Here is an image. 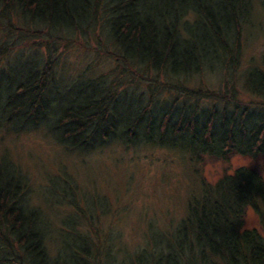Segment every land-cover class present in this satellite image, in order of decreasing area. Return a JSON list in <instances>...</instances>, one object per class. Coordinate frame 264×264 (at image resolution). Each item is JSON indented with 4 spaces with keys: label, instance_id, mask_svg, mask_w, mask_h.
Instances as JSON below:
<instances>
[{
    "label": "trees",
    "instance_id": "1",
    "mask_svg": "<svg viewBox=\"0 0 264 264\" xmlns=\"http://www.w3.org/2000/svg\"><path fill=\"white\" fill-rule=\"evenodd\" d=\"M258 2L264 14V0ZM251 19L254 0H0V34L5 36L0 39V126L16 117L34 120L47 113L56 115L46 125L50 138L71 153L99 150L116 140L180 150L198 162L205 156L260 159L263 102L225 98L232 110L227 104L219 109L216 102L224 96L205 88L188 97L214 101L209 108L194 102L195 110L186 114L176 106L157 112L144 104L128 106L124 111L130 120L125 121L119 106L126 103H121L117 87L106 89L109 82L102 77L66 84L49 61L58 48L69 51L71 37L82 33L85 40L91 35L111 42L116 53L112 62L129 60L149 69L151 81L138 76L146 93L157 89V74L165 81L223 72L228 78L238 66L240 37ZM19 48L41 57L31 77L24 68L9 67ZM259 65L248 71L243 89L264 98V56ZM61 103H68L64 110ZM49 126L57 130L55 136ZM4 160L10 159L0 155V264H264V179L254 168L238 167L213 183L201 177L177 225L147 234L144 248L128 255L119 252L115 263L113 239L100 243L74 233L55 243L52 219L29 206V178L13 175ZM248 208L260 220L261 231L244 229ZM89 245L108 258L95 261Z\"/></svg>",
    "mask_w": 264,
    "mask_h": 264
},
{
    "label": "rangeland",
    "instance_id": "2",
    "mask_svg": "<svg viewBox=\"0 0 264 264\" xmlns=\"http://www.w3.org/2000/svg\"><path fill=\"white\" fill-rule=\"evenodd\" d=\"M260 11L258 0H254V19L242 31L239 63L228 78L222 77L226 75L223 72L218 77L183 74L179 79L165 81L161 74H157L158 83H153L157 89L153 87L150 93H146L138 76L151 81L154 75L148 74L149 69H141L129 60L112 62L111 56L116 53L111 42L91 35L85 40L82 33L71 37L72 48L69 51L58 48L59 51H54L49 61L66 84L93 82L102 77L109 82L106 89L112 85L117 87L121 103H126L119 106L120 117L125 121L130 120L124 111L128 106L134 109L144 104L152 112L176 106L179 113L185 111L186 114L193 113L194 102L209 108L214 101H196L188 97L190 93L205 88L224 96V100L216 102L219 109L227 104L228 111L232 110V104L224 102L225 98L261 105L262 102L264 104L263 97L251 95L243 89L248 71L260 66L264 56V14ZM4 37L0 34L1 40ZM30 41L34 43V38ZM18 50V54L11 55L14 64L9 67L12 71L24 68L31 77L34 65L41 57L30 50ZM20 54L21 57L18 56ZM127 100H132V105ZM67 105L61 103L59 108L64 110ZM38 118L33 120L25 115L0 126V155L10 159L2 161L4 166L7 165L13 175L29 178L27 197L33 205L28 204L52 219L50 234L55 243L65 242L64 236L74 233L88 235L100 243L104 239H113L115 247L110 253L117 256L115 263L120 260L119 252L125 255L136 253L146 246V236L158 235L177 225L186 208L188 195L196 193L201 177L213 183L224 174H231L243 159L246 167L254 168L264 179V157L253 160L236 155L229 161H221L205 156L198 162L180 150L144 147V143L128 146L125 141L116 140L99 150H75L71 153L63 143H55L50 138L51 133L46 131L47 123L52 118L54 122L56 115L47 117L44 113ZM49 128L55 136L57 130L54 126ZM74 203L77 208H72ZM245 215L244 229L261 231L260 220L254 210L248 208ZM261 233L264 237V231ZM97 244L100 250L105 251L98 241ZM87 249L95 261L109 256L102 255L90 245Z\"/></svg>",
    "mask_w": 264,
    "mask_h": 264
},
{
    "label": "clouds",
    "instance_id": "3",
    "mask_svg": "<svg viewBox=\"0 0 264 264\" xmlns=\"http://www.w3.org/2000/svg\"><path fill=\"white\" fill-rule=\"evenodd\" d=\"M237 167H246V163L243 159H240L238 164H237Z\"/></svg>",
    "mask_w": 264,
    "mask_h": 264
}]
</instances>
